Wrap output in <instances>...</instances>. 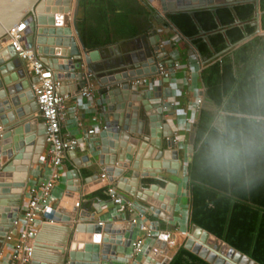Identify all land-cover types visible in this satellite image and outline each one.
Returning a JSON list of instances; mask_svg holds the SVG:
<instances>
[{
  "label": "water",
  "instance_id": "95a60500",
  "mask_svg": "<svg viewBox=\"0 0 264 264\" xmlns=\"http://www.w3.org/2000/svg\"><path fill=\"white\" fill-rule=\"evenodd\" d=\"M49 1L50 4H47L46 2ZM146 1L150 5H152L150 1L153 3V0ZM246 1H252L255 7L254 20L251 22L256 28L254 34L264 35V30L261 29L260 25L262 12L259 8V0H198V2L193 0L192 3L174 2L172 4L168 0H159L158 7L152 6L161 24L169 12L185 10L192 13L201 8L215 10L218 6H233L236 3ZM79 2L80 0H0V38L5 35L9 27L22 19H27V28L23 37L24 46L33 49L37 54L49 55L54 70L63 72L65 76H74L77 81H81L87 72L103 71L106 68H111V65L115 67L112 73L106 74V77L100 80L104 97L105 114L103 122L105 128L98 133V139L92 148V151H99V153L91 160V164H87L86 161L91 158L85 153L78 156L77 161L73 160L75 166L66 174V188L61 200L69 201L68 195L66 196L65 193L76 190L80 192L89 181V177L91 179L98 177L95 169L94 174L84 177L81 167L91 168L99 165V167L102 166L107 176L106 180L103 181L104 184L113 183L114 193L116 190H121L134 199L140 198L144 201H146V197L151 196L160 202V210L165 211L162 215L163 218H170L173 205L176 202L177 183L165 177L164 173L176 175L182 167L184 158L181 151L174 145L170 125L162 113L152 105L149 97L141 90L145 85H137V88L131 89L129 83L139 76L148 78L158 73L156 62L160 58L156 59L151 55L152 51L157 48L156 43L160 40V35L154 33V36L149 38L150 43L144 42L141 43L142 45L134 46L133 49L116 58V62L110 61L104 64L100 61L98 49L88 50L86 48L77 29L76 17L79 11ZM62 4L65 6H61ZM70 10L71 21L68 19ZM45 16L48 18L60 17L61 21L42 22L41 18ZM237 23L240 22L237 21ZM171 27L177 31L175 26L172 25ZM221 31L224 32V30ZM201 33L203 38L207 39V34ZM48 35L51 39L49 38L50 40L46 42L44 36ZM252 35H247L235 43L228 44L227 48L215 53L211 58L201 56L192 44L191 38L184 37V41L193 48L202 65H204L219 58L224 51L237 47ZM131 41L136 43L138 38ZM45 44H47L46 47ZM162 53L163 56L166 55L165 50ZM137 57L153 63L154 66L150 68L151 71L148 70L147 73L140 71L138 68L141 63L136 62ZM170 65L171 62H168L169 67ZM131 67L135 69L128 70ZM32 80L26 76L24 62L17 58L13 48L10 45L3 47L0 50V125L2 126L0 153L2 160H5V152L7 151L8 158L0 164V186H5L3 190L0 188V212L6 205V198L5 195L1 194L2 191L7 192L9 190L8 185L14 180L20 182L15 183V185H22L28 175L27 169H24V177L14 179L12 171L16 161L15 157H18L19 153L14 157L7 150L8 145L17 146L20 144L19 149L24 150L25 147H22L24 142L21 141L22 136L26 142L32 141L35 146V162H37L44 148V132L41 131V128L44 129V123L39 122L35 116L37 103L31 90ZM162 82L167 83L168 78H162ZM152 90L153 97L166 98L171 95L168 86L163 89V93L161 85L153 86ZM201 94L204 96V88ZM164 105H168V102H165ZM30 132L31 134L27 135ZM192 150L193 146L190 143L187 147V162L191 159ZM73 152L76 154L77 151L73 149ZM37 155L38 157H36ZM147 178L154 181L145 186L143 179ZM128 179L133 180L130 182V187L123 185V182L128 183ZM22 190L23 188L18 196L9 202L15 207L12 209L11 219L6 221L4 213L0 214L1 223H7L5 227L0 226V239L12 227L10 221L13 216L15 218L17 215ZM156 192L159 193L156 194ZM74 201L73 204L76 202ZM151 205H149V209L154 211L155 206ZM55 208L56 210L50 216L53 222L44 223L36 238L33 259L30 264H103V262L116 259L118 247L124 251L125 247L128 246L135 225L134 223L120 222L116 227L112 226V223L115 222L113 220L121 219V216L109 219L101 227L95 223L93 211L80 210L78 207L67 214H61V208L57 205ZM137 209L140 213L145 214L146 209ZM59 222L62 223V229L65 227L66 236L58 242L52 243L51 241L54 239L51 237L54 236L44 234L43 230ZM154 223L155 228L160 229L157 222ZM196 230L210 234L226 245L229 250L227 256L232 257L235 262L241 263L243 260L242 264H260L202 227L192 224L190 231ZM125 232H128V235L123 238ZM161 239L162 237H160ZM160 240L159 243L163 247V240L161 242ZM183 246L211 264H231L227 261V256L223 257L211 252L208 248H202L190 236L183 243ZM145 257L142 264H149L152 260L147 255V251ZM168 262L169 260L166 259L163 264Z\"/></svg>",
  "mask_w": 264,
  "mask_h": 264
},
{
  "label": "trees",
  "instance_id": "16d2710c",
  "mask_svg": "<svg viewBox=\"0 0 264 264\" xmlns=\"http://www.w3.org/2000/svg\"><path fill=\"white\" fill-rule=\"evenodd\" d=\"M261 29L264 30V0H259ZM254 3L246 1L215 10L196 9L169 12L164 26H175L184 38H191L199 54L211 58L243 37L237 47L204 64L199 82L203 102L191 129L192 156L187 163L188 228L198 225L234 249L264 264V164L242 179L225 178L201 166L198 141L209 117L219 108L233 107L244 95L257 72L264 73V35L254 34ZM239 21L240 23H237ZM159 22L153 6L145 0H80L77 29L87 49L104 50L149 33ZM221 30H224L222 32ZM207 34L204 39L202 33ZM167 264H211L183 245Z\"/></svg>",
  "mask_w": 264,
  "mask_h": 264
},
{
  "label": "built area",
  "instance_id": "2783aa9c",
  "mask_svg": "<svg viewBox=\"0 0 264 264\" xmlns=\"http://www.w3.org/2000/svg\"><path fill=\"white\" fill-rule=\"evenodd\" d=\"M68 16V19L71 21L70 11L68 12ZM27 23V19H22L9 27L5 35L0 38V47L10 45L16 53L17 58L24 62L26 76L33 79L31 81V90L37 103L36 117L40 118L41 122L44 123V148L39 157L46 172L40 178L38 177L32 183L30 182L28 186L25 185L22 190L23 206L19 209L13 220L12 228L4 234V239L12 242V250L7 264L31 263L36 238L44 223L53 222L50 216L56 210L55 204L61 200L64 194V190L59 187V183H65L63 180V177L66 175L64 165L65 153L75 149L76 151L88 154L91 159H88L86 162L87 164H91V160L99 153V151H92L95 141L98 139L97 135L105 128L104 122H100V115L103 114L104 116L105 114L103 96L102 99L101 97L96 98L92 84L88 82L92 73L87 72L85 74L83 79L85 78L86 83L72 95L76 99L86 98L88 100L90 125L83 128L81 120L76 115L70 116L69 114L66 100L70 95L60 92L63 81L60 75L56 74L58 71L47 66L33 49L24 46L23 37ZM165 28L168 27L161 23L158 28L153 27L150 31L160 35V40L156 43L157 48L152 51L151 55L156 59L160 58L156 62L158 73L148 78L146 76H139L129 81V83L131 89L137 88V85H145L144 87L147 90L153 91V86H162L164 84L162 78H168L166 86L171 90L169 97H148L152 105L162 113L166 122L170 125L175 147L183 151L187 157L188 151L184 133L191 131L202 103L203 96L201 92L203 87L198 84V80L203 65L192 47H189L190 50L185 57V61H181L179 51L177 52L173 46L179 41L184 40V38L177 31V36L174 38L163 37L162 34ZM167 47H173L171 52L167 51ZM163 50L166 51L165 56H163ZM165 57L169 58L171 62L170 67H167L163 61ZM144 62L150 67L154 66L153 63L151 64L146 60ZM179 69L182 70L183 75L178 80L174 73ZM178 83L185 85L191 92L186 104V110L178 106L179 102L177 98L182 96V90L179 88ZM165 102H168V105H164ZM188 112L190 113L188 114ZM72 124L76 128H72L71 131L67 130L68 133H62V126L67 129ZM1 130L2 126L0 125ZM185 162L187 161H183V164ZM100 178L101 180H106L107 176L104 170L100 173ZM177 194L179 193L177 192ZM106 196L108 200L99 202L100 205L98 204V206L95 205L94 207L98 211L103 212L101 215H96V212L93 211L97 225L102 227L109 219L121 216V219L116 218L113 221L128 224L134 223V228L137 226L143 232V236L133 238L131 233L129 244L124 250L125 255L123 258H120L121 263L119 264H142L146 258V251L152 260L149 264H163L166 259L170 261L172 254L178 247L183 245L189 236V229L186 225L188 206L187 204L186 206L180 204L177 199L173 205L172 215L166 219L168 227L156 229L153 223L147 221L143 216L144 214L138 211L137 208H141V206L137 202L117 195V192L114 193L112 187L108 188ZM107 202H110V207H108ZM74 205L78 207L80 202L76 201ZM135 210L138 211V214L127 217L129 212ZM174 210L180 211V215H173ZM106 213H109L110 216L104 218L102 215ZM160 237H162L161 240L164 243L163 247L159 243ZM123 238H126V236ZM146 239L151 241V244L148 245ZM117 262L118 259L116 257L115 260L111 259L110 262H103V264H117Z\"/></svg>",
  "mask_w": 264,
  "mask_h": 264
},
{
  "label": "crops",
  "instance_id": "0c3cea01",
  "mask_svg": "<svg viewBox=\"0 0 264 264\" xmlns=\"http://www.w3.org/2000/svg\"><path fill=\"white\" fill-rule=\"evenodd\" d=\"M63 5L65 6V4H62L61 6H63ZM70 8H71V6H70ZM55 13H57V12H55ZM159 26H160L159 22H154V25H153L154 28H158ZM176 33L177 32L175 30H173V28L171 26H169L168 28H165V31L163 32L162 36L174 38L177 36ZM150 36H154V32H149L147 34H141V35L135 37V38H138V42H136V43L131 41V40L135 39V38H133V39H130L129 41H127L126 44H124V45H121L120 42H116V43L108 45L103 51L98 49L99 55H100V61H102L104 64L106 62H110V61L116 62V60H115L116 58H118L122 53L133 49L134 46H138L139 44L142 45L144 42L150 43V40H149ZM49 38L51 39V37L49 35L44 36V40L46 42H48V40H50ZM44 46L46 47L47 44H45ZM173 47L176 49L177 52L179 51L181 61H185V57L187 56V54L190 50L189 46L186 44V42L184 40L179 41ZM173 47H167V51L171 52ZM2 48L3 47H0V49H2ZM88 50H90V49H88ZM39 57L43 60V62L47 66H49L50 68H53V66H52L53 64L51 62L49 55L44 54V53H40ZM168 60H169L168 57L163 58V61L165 62L167 67H168V62H170V60L169 61ZM144 61H145L144 59H141L139 57L136 58V62L141 63V66L138 69L140 71H142L143 73L144 72L147 73V71L151 67L146 65V62H144ZM96 63H98V62H96ZM143 64H145V65H143ZM114 68L115 67H113L111 65V68H106L103 71L92 72V75L89 78L88 82L90 84H92V87L94 89V95L96 98L101 97V99H102V96H103L102 86L100 85V80L105 78L106 74L112 73L114 71ZM130 69H132V67L129 68L128 70H130ZM24 71H25V67H24ZM118 71H121V69H118ZM56 74H59L60 77L62 78V81H63L62 87L60 88V92L61 93H68L70 95V97L66 100V106L69 109L70 116H72L73 114L76 115L78 117V119L81 120V122L83 124V128L88 127L90 125V113H88L89 112L88 111V100L86 98L76 99L75 96H72L75 91L80 89L86 83L85 78L84 79L82 78L81 81H77L76 77L65 76V75H63L64 73L61 71L56 72ZM174 75L179 80V78L183 75V72L181 69H179V70H176ZM198 84L201 85L200 82ZM166 85H167L166 83L162 84V86H161L162 87V93H163V89L166 87ZM178 86L182 90V96L177 98V100L179 102L178 106L181 109L186 110V104L188 103V99L190 97L191 92L182 83H178ZM141 90H143V92H145L147 96L153 97L152 96L153 91L147 90L145 87L142 88ZM103 100H104V97H103ZM189 113L190 112H188V114ZM35 116H37V111L35 113ZM38 121L41 122V119L39 118ZM100 122L103 123V114L100 115ZM72 128H76V127L73 124L71 126H69L67 129L64 126H62L61 131H62V133H68L67 130L71 131ZM41 131H43L42 128H41ZM184 135H185L184 139H185V142L187 144L186 146L188 147V145L191 143V141H190L191 131L185 132ZM34 147H32V149L29 152L30 158L35 156ZM182 152L183 151H181V153ZM82 154L83 153L80 151H77L75 154L72 150H69L65 153V156H64V165H65V171H66L65 174H67L68 170L73 169V167L75 166L73 160L77 161L78 156H80ZM40 155H41V153H40ZM182 156L184 158V161H186V156H185L184 152L182 153ZM32 164H34V163L29 164V167L27 170L28 175H27V178L25 179V182H23L24 186L25 185L28 186L30 184V182L32 183V181H35L36 178H38V177L40 178L41 175H44L46 172L43 164H41V162H40V157H38L37 162L34 164L33 167H32ZM80 169L82 170L84 177H87L89 175L94 174V172H95L94 169H95L98 173V177H94V178L92 177V179L89 177V181L82 187V189H83L82 191L79 192L76 190V191H70L68 193H65L66 196L68 195L67 197L69 198V201L65 202V201L61 200L59 203L57 202L55 205H57V207L61 208V210H62L60 212L61 214H67V213L71 212L73 209L81 207L80 210L95 211L96 215H101L103 212L98 211V209H95L94 207H95V205L98 206L99 202H105L106 200H108L106 198L107 197L106 193H107L108 188H111L113 186V183L110 182V183L104 184L103 181H105V180H100V173L103 171L102 166L99 167V165H96L95 167H91V168L81 167ZM186 170H187V162H185L182 165V167L178 170V173L176 175H168V174L164 173V176L167 178H170L171 180H173L177 183V192L179 194H177L176 199L179 200L180 204H184L185 206L187 204V206H188V203H187L188 202L187 201L188 190L186 187V178H187ZM22 174H24V173L19 172L18 170H15V167L13 168L12 175L14 176V179L20 178L19 175H22ZM66 177H67V175H65V177H63V180L65 181V183L64 182L59 183V187L61 189H63L64 192H65V188H66ZM172 178H174L175 180ZM143 180H144L145 186H147L150 182L154 181L153 179H149V178L143 179ZM74 182H76V181H74ZM130 182H133V180L128 179V183L126 184L123 182V185L130 187ZM161 184H163V182H161ZM9 190H13V189H9ZM116 192H117V195L127 197L128 199H131V200L137 202L141 206V209L142 208L146 209L145 214L143 216L147 219V221L152 222L154 226H155L154 222H157V225L160 228L168 227L167 223H166V219L163 218V216H162L163 212H165V211L160 210V202L158 200H156L155 198H153L151 196H148L145 198L146 201H144L140 198L134 199L133 197H130L128 194L124 193L121 190H116ZM158 193L159 192H156V194H158ZM73 200L79 201L80 205L78 207H76L73 204ZM107 203H108V207H110V202H107ZM150 204H152L151 206H153V205L155 206L154 211L149 209ZM22 206H23V200L21 197L19 209H21ZM125 212H129V211H125ZM136 214H138V211L135 210V211L129 212L127 217L135 216ZM173 215L179 216L180 211L178 212V210H176V211L174 210ZM102 216L104 218H107V216H110V215H109V213H106V214H103ZM187 217H188V213H187ZM117 224H118V222H114V223H112V226L116 227ZM61 225H62V223L59 222V223H56L54 225H50L49 228H45L43 230L44 234H46L48 236L49 235L54 236V237H51L54 239L53 241H51L52 243L58 242V240H60L61 238H64L66 236V232L64 229H62ZM186 225L188 227V222ZM189 233H190V231H189ZM127 234L128 233L125 232L123 237L127 236ZM140 236H143V232H141L139 230V228L136 226V228H134L132 230V238L133 237H140ZM50 240H52V239H50ZM46 242H48V241H46ZM146 242L148 245L151 244V241H149L147 239H146ZM11 243L12 242L5 240L4 237L0 239V264H7L10 252L12 250ZM120 250H122V249L119 248V251L116 252L117 259H118L117 264L121 263L120 258H123V256L125 255L124 251L122 252ZM49 253L51 254V252H49Z\"/></svg>",
  "mask_w": 264,
  "mask_h": 264
},
{
  "label": "clouds",
  "instance_id": "9594fccd",
  "mask_svg": "<svg viewBox=\"0 0 264 264\" xmlns=\"http://www.w3.org/2000/svg\"><path fill=\"white\" fill-rule=\"evenodd\" d=\"M201 166L242 179L264 164V73L257 72L231 108H219L200 133Z\"/></svg>",
  "mask_w": 264,
  "mask_h": 264
},
{
  "label": "bare ground",
  "instance_id": "6f19581e",
  "mask_svg": "<svg viewBox=\"0 0 264 264\" xmlns=\"http://www.w3.org/2000/svg\"><path fill=\"white\" fill-rule=\"evenodd\" d=\"M168 1L170 2V4H172L174 2L175 3H192L193 2V0H168ZM196 1L198 2V0H196ZM215 1H218V0H215ZM46 3L50 4V1L46 2ZM153 3L158 5L159 4V0H153ZM160 6H161V4H160ZM41 20H42V22L45 21L46 23H51V22L54 23V22H57V21L60 22L61 18L60 17H56V16H54L52 18L51 17L48 18L47 16H45L44 18H41ZM30 134H31V132L28 133L27 135H30ZM22 137H23L22 141L24 142V145L22 147H25L24 150L23 149L22 150L19 149L20 148V144L19 145L17 144V146H15L14 144H11V145L9 144L7 150H9L10 154L14 155V157L16 156L17 153H19L18 157H15L16 161L14 163L13 168L15 167V170H18L19 172H23L24 173L23 170L24 169L28 170L29 164H31L32 162L33 163L35 162L34 161L35 157L34 156L31 157V158L29 157V152L32 149V147H34V143L32 141L26 142L25 141L26 139H24V136H22ZM5 155H6L5 156V160H6L8 158L7 151L5 152ZM35 155H36V153H35ZM1 156H2V154L0 153V164H2V162H5V160H2ZM36 157H38V155ZM19 177L20 178L24 177V174L19 175ZM15 183H20V182L15 181V180L12 183L10 182V184L8 185L9 189H13V190H8L7 192H3L2 191V193H1L2 195H5L6 205L3 207L2 211L0 212V214L4 213V215L6 216L5 219H7L6 221L11 219L12 214H13L12 209L15 208L13 205L9 204L10 200L14 199L15 196L17 197L19 191H21V189L24 187L23 184L22 185L21 184L15 185ZM0 188H1V190H3L5 188V186L1 185ZM13 220H14V216H13V219L10 221L12 224H13ZM11 223H9V224H11ZM6 225H7V223L3 224L0 221V226H4L5 227ZM63 228L65 230V227H63ZM4 234H3V237H4ZM189 236H190V238H192L194 240V242L196 244L200 245L202 248L203 247L204 248H208L211 252H214L215 254H218V255L220 254L221 256L226 257L227 253L229 252V250H228L226 245L221 243L218 239H216L215 237L211 236L210 234H207L205 232H201V231H197L196 230V231L190 232ZM227 261L229 263H231V264H242L244 262L243 260H241V263H237V262H235V260L232 259V257L229 258L228 256H227Z\"/></svg>",
  "mask_w": 264,
  "mask_h": 264
},
{
  "label": "rangeland",
  "instance_id": "374dc122",
  "mask_svg": "<svg viewBox=\"0 0 264 264\" xmlns=\"http://www.w3.org/2000/svg\"><path fill=\"white\" fill-rule=\"evenodd\" d=\"M150 3L151 4H153L154 6H156V7H158L159 5H157V4H154V3H152L151 1H150ZM72 4H73V2H72ZM70 12H71V10H70ZM203 105H205L208 109H214V106L212 105V104H208V103H206V102H203V99H202V103H201V105H200V107L201 106H203ZM36 163V162H35ZM34 163V164H35ZM34 164H32V167L34 166ZM175 177V176H174ZM172 179H174V178H172ZM175 180V179H174ZM19 204H20V202H19ZM18 211H19V209H18ZM17 211V212H18ZM189 231H190V227H189ZM191 232V231H190Z\"/></svg>",
  "mask_w": 264,
  "mask_h": 264
},
{
  "label": "flooded vegetation",
  "instance_id": "af4514ba",
  "mask_svg": "<svg viewBox=\"0 0 264 264\" xmlns=\"http://www.w3.org/2000/svg\"><path fill=\"white\" fill-rule=\"evenodd\" d=\"M146 1V0H145Z\"/></svg>",
  "mask_w": 264,
  "mask_h": 264
}]
</instances>
